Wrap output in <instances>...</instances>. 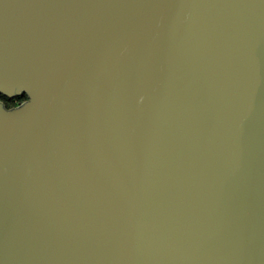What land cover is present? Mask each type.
I'll return each mask as SVG.
<instances>
[{
    "label": "water",
    "instance_id": "1",
    "mask_svg": "<svg viewBox=\"0 0 264 264\" xmlns=\"http://www.w3.org/2000/svg\"><path fill=\"white\" fill-rule=\"evenodd\" d=\"M0 264H264V0H0Z\"/></svg>",
    "mask_w": 264,
    "mask_h": 264
},
{
    "label": "trees",
    "instance_id": "2",
    "mask_svg": "<svg viewBox=\"0 0 264 264\" xmlns=\"http://www.w3.org/2000/svg\"><path fill=\"white\" fill-rule=\"evenodd\" d=\"M25 99H27L26 95H22V96H19V97H15V98H12V99H9L3 95H0V100L4 103V105L7 107V108H10V107H13L14 105L24 101Z\"/></svg>",
    "mask_w": 264,
    "mask_h": 264
},
{
    "label": "built area",
    "instance_id": "3",
    "mask_svg": "<svg viewBox=\"0 0 264 264\" xmlns=\"http://www.w3.org/2000/svg\"><path fill=\"white\" fill-rule=\"evenodd\" d=\"M19 104V103H18ZM18 104H16V105H18Z\"/></svg>",
    "mask_w": 264,
    "mask_h": 264
},
{
    "label": "rangeland",
    "instance_id": "4",
    "mask_svg": "<svg viewBox=\"0 0 264 264\" xmlns=\"http://www.w3.org/2000/svg\"><path fill=\"white\" fill-rule=\"evenodd\" d=\"M26 100V99H25ZM14 106H16V105H14Z\"/></svg>",
    "mask_w": 264,
    "mask_h": 264
}]
</instances>
